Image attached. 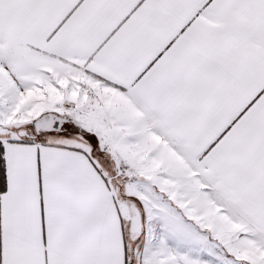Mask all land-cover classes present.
<instances>
[{
  "label": "snow or ice",
  "instance_id": "6c2138e0",
  "mask_svg": "<svg viewBox=\"0 0 264 264\" xmlns=\"http://www.w3.org/2000/svg\"><path fill=\"white\" fill-rule=\"evenodd\" d=\"M0 264H264V0H0Z\"/></svg>",
  "mask_w": 264,
  "mask_h": 264
}]
</instances>
